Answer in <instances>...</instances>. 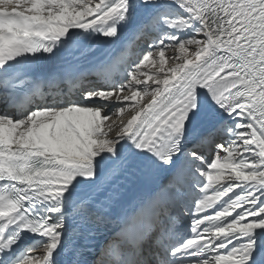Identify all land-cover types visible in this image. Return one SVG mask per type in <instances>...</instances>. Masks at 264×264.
<instances>
[{
    "label": "snow or ice",
    "instance_id": "1",
    "mask_svg": "<svg viewBox=\"0 0 264 264\" xmlns=\"http://www.w3.org/2000/svg\"><path fill=\"white\" fill-rule=\"evenodd\" d=\"M0 264H264V0H0Z\"/></svg>",
    "mask_w": 264,
    "mask_h": 264
},
{
    "label": "bare ground",
    "instance_id": "2",
    "mask_svg": "<svg viewBox=\"0 0 264 264\" xmlns=\"http://www.w3.org/2000/svg\"><path fill=\"white\" fill-rule=\"evenodd\" d=\"M169 50L168 51H166V56L169 54ZM158 54V53H157ZM156 55V54H155ZM154 55V56H155ZM172 56V55H171ZM167 57H169V55L167 56ZM173 57V56H172ZM157 60V63L155 64V65H153V64H148V65H146L145 66V70H149V72L151 73H154L155 71H157L158 69H159V63H158V59H156ZM172 60L171 59H169V61H168V65H166L165 67L167 68L168 66H171L172 65ZM125 94H129V93H125ZM147 99H148V97H146L145 99H144V102H146L147 101ZM127 115H128V113L126 112L125 114H123V115H121V114H114V115H112L111 117H110V120L108 121V122H106L107 124H111L113 121H115L116 122V124H119V121L121 120V119H126L127 118Z\"/></svg>",
    "mask_w": 264,
    "mask_h": 264
},
{
    "label": "rangeland",
    "instance_id": "3",
    "mask_svg": "<svg viewBox=\"0 0 264 264\" xmlns=\"http://www.w3.org/2000/svg\"><path fill=\"white\" fill-rule=\"evenodd\" d=\"M169 51H170L169 54H168L169 57H172V56H175V55L178 54V53L174 52L173 50H169ZM154 55H155V54H154ZM168 55H167V56H168ZM171 55H172V56H171ZM154 58H155V59H158V54H157V53H156V55L154 56ZM171 63H172V62H171ZM147 71H149V70H147ZM151 73H152V72H151ZM145 98H146V97H145ZM145 98H144V99H145Z\"/></svg>",
    "mask_w": 264,
    "mask_h": 264
}]
</instances>
